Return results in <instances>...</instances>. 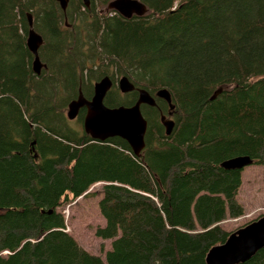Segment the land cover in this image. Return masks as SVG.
Wrapping results in <instances>:
<instances>
[{
	"label": "trees",
	"instance_id": "16d2710c",
	"mask_svg": "<svg viewBox=\"0 0 264 264\" xmlns=\"http://www.w3.org/2000/svg\"><path fill=\"white\" fill-rule=\"evenodd\" d=\"M110 1L89 0L86 6L77 0V10L84 20L98 22L113 48L141 46L136 59L148 54L158 64L150 84L124 75L136 87L170 91L174 127L166 135L159 123L167 106L160 99L156 114L144 116L148 126L139 155L118 136L95 141L83 133L62 152L42 158L40 127L25 122L15 147L3 150L0 143V264H206L208 249L232 230L209 243L216 228L195 235L184 228L192 212L210 223L226 218L227 211L236 217L243 210L235 197L243 168L224 169L221 162L249 156L252 164L264 166V20L254 14L258 0H140L147 11L131 18L100 11ZM69 3L61 8L64 18ZM14 7V20L7 18L0 29V45L8 41L20 57L21 82L32 91L33 55L19 27L22 23L26 32L27 8L21 2ZM52 15L59 33L62 14ZM223 27L228 33L222 51L214 46V35ZM97 58L126 67L121 58L100 51ZM176 67L180 73L174 77ZM223 84L230 90L210 99ZM117 105L123 103L111 106ZM97 183L104 224L95 235L111 241L104 255L90 253L66 231L60 209L94 193ZM239 264H264V247Z\"/></svg>",
	"mask_w": 264,
	"mask_h": 264
},
{
	"label": "rangeland",
	"instance_id": "374dc122",
	"mask_svg": "<svg viewBox=\"0 0 264 264\" xmlns=\"http://www.w3.org/2000/svg\"><path fill=\"white\" fill-rule=\"evenodd\" d=\"M69 1L70 11L66 12L64 18L62 7L57 0H0V12L3 15L0 18V29L14 20L16 8H12V5L21 2L27 8L26 14L31 15L33 28L40 35L45 36L44 44L39 49V56L47 67L45 70L41 69L39 75H34L35 79H32V82L34 86L37 84L35 90L27 91L25 83L21 82L25 77L19 67L20 57L12 53L8 41L0 45V133H3L0 143L3 150L15 147L16 141L23 139L26 122L33 128L40 127L42 133V136H39L40 157L48 158L58 154L64 150V145L85 132L83 115H78L74 119L67 118L68 102L79 92L89 97L93 93L94 83L108 75L112 79V87L105 96V104L111 106L122 102L123 105H128L136 100L138 89L141 87L134 85L133 91L123 93L118 88L119 78L127 74L135 82L143 85L150 84L155 78L158 64L151 62L150 55L145 54L146 58L136 59V54L144 50L141 46L131 44L127 48H113L110 40L101 34L98 22L89 21L91 19L84 20L82 9L77 10V0ZM105 8L101 7L100 11H106ZM48 12H51L50 15L45 17ZM54 12L62 14L58 19L61 22L58 23L59 33L53 24ZM255 13L264 20V0H258ZM228 18L224 21H228ZM65 21L69 24L67 28H64ZM25 23L28 30V21L25 20ZM21 24L19 27L26 37L27 30L24 32ZM227 33L225 27L215 32L214 46L217 45L219 50L225 49L222 42ZM6 34L8 38L9 34ZM99 35L101 39L98 38ZM99 41L101 46L97 49ZM98 51L104 56L121 58L126 66L125 69L116 61L100 63L101 59L97 58ZM145 64H149L152 68H148ZM171 73L174 77L178 75L179 67L173 68ZM150 93L153 95L154 91ZM157 99L154 108H150L149 105L141 106L146 118L151 119L156 114V108L162 105L160 99L158 101ZM29 114L33 120L30 119ZM241 176L242 184L235 196L236 201L243 208L239 215L234 217L227 211L224 214L226 218L203 223L199 216L192 212L190 226L184 228L193 231L191 234L194 235L216 228L217 233L209 241L211 243L226 232L233 231L250 220L253 221L256 217L264 215V166L247 165L243 168ZM91 191L94 192L91 195L64 202L60 209L65 216L66 230L80 245L90 253L104 255L105 250L110 248L111 241H102L95 235V228L104 224V218L98 208V199L101 196L100 183L93 186Z\"/></svg>",
	"mask_w": 264,
	"mask_h": 264
},
{
	"label": "water",
	"instance_id": "95a60500",
	"mask_svg": "<svg viewBox=\"0 0 264 264\" xmlns=\"http://www.w3.org/2000/svg\"><path fill=\"white\" fill-rule=\"evenodd\" d=\"M65 9L68 0H57ZM88 6L89 0H83ZM113 9L124 18L142 16L146 11V5L140 0H111L105 10ZM28 30L25 43L33 55L32 71L39 74L45 63L40 60L38 50L43 44L42 36L33 28L32 17L26 14ZM112 86L111 78L106 75L94 83L93 93L86 98L81 92L69 101L67 118L74 119L81 109H85L83 128L92 140L104 141L110 137L118 136L124 139L135 155H139L145 147V133L147 120L142 113V105H155V99L161 98L171 110V94L166 87H159L152 95L146 88H139L137 98L128 105L109 106L104 103V98ZM118 87L126 93L135 89L132 81L123 75L119 78ZM231 85H218L210 99L218 94L229 91ZM161 122L165 127V134L171 133L174 120L161 116ZM252 164L249 156H236L221 162L224 169H242ZM264 247V215L240 226L229 233L226 239L211 246L205 256L206 264H239L251 258L259 249Z\"/></svg>",
	"mask_w": 264,
	"mask_h": 264
},
{
	"label": "flooded vegetation",
	"instance_id": "af4514ba",
	"mask_svg": "<svg viewBox=\"0 0 264 264\" xmlns=\"http://www.w3.org/2000/svg\"><path fill=\"white\" fill-rule=\"evenodd\" d=\"M62 10H65V9H62ZM61 23V22H60ZM64 28H67L68 26H69V24L65 21L64 22ZM60 30V29H59ZM40 49V48H39ZM38 54H39V50H38ZM40 57V56H39ZM47 67L46 66H43L41 69L42 70H45ZM89 98V97H88ZM158 99H160V98H158ZM172 109L170 110L169 108H167V106H166V108L164 109V111L161 113V115H160V118H159V123L161 124V126L163 127V129L165 130V127H164V125L162 124V122H161V116L162 115H165V117H166V119L168 118V119H172V120H174L173 119V115H172ZM84 114H85V109L83 108V109H81L80 111H79V113H78V115H83V118H84ZM77 115V116H78Z\"/></svg>",
	"mask_w": 264,
	"mask_h": 264
},
{
	"label": "crops",
	"instance_id": "0c3cea01",
	"mask_svg": "<svg viewBox=\"0 0 264 264\" xmlns=\"http://www.w3.org/2000/svg\"><path fill=\"white\" fill-rule=\"evenodd\" d=\"M239 204V203H238ZM240 205V204H239Z\"/></svg>",
	"mask_w": 264,
	"mask_h": 264
}]
</instances>
